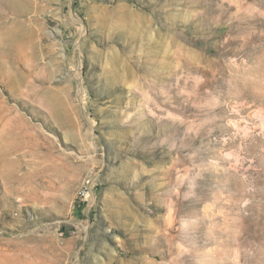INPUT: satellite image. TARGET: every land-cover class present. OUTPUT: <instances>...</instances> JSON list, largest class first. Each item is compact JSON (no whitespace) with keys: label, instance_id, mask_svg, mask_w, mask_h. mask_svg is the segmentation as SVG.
<instances>
[{"label":"rangeland","instance_id":"rangeland-1","mask_svg":"<svg viewBox=\"0 0 264 264\" xmlns=\"http://www.w3.org/2000/svg\"><path fill=\"white\" fill-rule=\"evenodd\" d=\"M0 264H264V0H0Z\"/></svg>","mask_w":264,"mask_h":264}]
</instances>
